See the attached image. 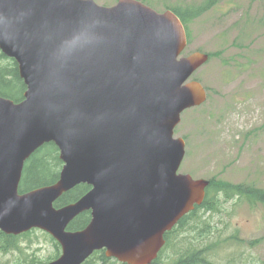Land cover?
I'll return each instance as SVG.
<instances>
[{"label": "water", "instance_id": "water-1", "mask_svg": "<svg viewBox=\"0 0 264 264\" xmlns=\"http://www.w3.org/2000/svg\"><path fill=\"white\" fill-rule=\"evenodd\" d=\"M171 10L137 0H0V52L26 90L0 96V232L48 234L60 256L84 264L95 252L121 264H151L164 236L201 206L209 180L178 173L182 114L207 100L193 75L209 55L192 52ZM54 144L58 180L19 193L25 162ZM90 190L56 208L77 186ZM90 221L67 228L79 215Z\"/></svg>", "mask_w": 264, "mask_h": 264}, {"label": "rangeland", "instance_id": "rangeland-1", "mask_svg": "<svg viewBox=\"0 0 264 264\" xmlns=\"http://www.w3.org/2000/svg\"><path fill=\"white\" fill-rule=\"evenodd\" d=\"M140 1L161 13L198 8L206 0ZM94 2L111 7L117 0ZM187 33L183 55L199 51L212 58L192 77L205 88L206 102L185 111L174 131V137L185 142L178 173L264 190V0H216L188 24ZM198 214L200 222L210 225L208 240L221 243L211 251V264H264V205L221 199L214 212ZM194 222L185 224L176 242L163 251L164 263L204 245ZM56 244L43 231L32 230L18 238L15 249L0 250V264H47L61 254ZM98 256L92 264H103ZM105 264L119 263L108 259Z\"/></svg>", "mask_w": 264, "mask_h": 264}, {"label": "trees", "instance_id": "trees-1", "mask_svg": "<svg viewBox=\"0 0 264 264\" xmlns=\"http://www.w3.org/2000/svg\"><path fill=\"white\" fill-rule=\"evenodd\" d=\"M141 2L140 0H137ZM142 3V2H141ZM216 5V0H206L204 4L200 7H187L186 9H177V8H167V10L173 11L183 23L187 38H188V24L194 19L198 18L202 13L206 12L208 9ZM209 55V60L212 58L211 54ZM3 60L9 61L7 64H2ZM26 90V87L19 77L18 69L16 63L6 58L0 52V96L6 99H9L15 103H18L23 100V94ZM62 167V162L59 160L58 149L54 144H46L37 150L24 164L22 177L19 184V193H26L34 189L51 185L58 180L59 172ZM210 184L206 190V197L201 206L195 208L193 212L185 216L181 222L178 224L181 226H175L170 233H167L166 245L159 252L157 258L151 264H167L164 263L162 259L163 251L172 243L174 237L180 232L181 229H184V225L191 221H195L197 225L195 230L198 231V238L205 240L204 245L201 248H197L193 251L189 249L183 254H178L177 260L171 264H211L208 259L211 256V251H215L221 243L211 242L208 240V237L211 235L210 225L206 222L199 221L201 217L199 212H214L218 209V204L220 200L224 202L231 201L234 199H240L243 202L247 203L249 206L253 207L256 204L264 205V190L256 188L254 186H244V185H234L225 181L211 179L209 180ZM90 187L87 185H80L64 194L59 200L54 204L56 208L66 206L68 204L74 203L84 196ZM90 221V213L85 212L79 215L71 224L68 226V231H78L84 229ZM194 222V223H195ZM199 224L203 227L199 229ZM183 225V226H182ZM28 233L22 234L20 236H6L0 233V236L3 240L0 245L1 251H10L16 248V241L18 238L27 236ZM173 235V238L169 239L170 235ZM56 247H59L56 244ZM99 255V256H98ZM98 256V260L105 264L108 259L105 258L104 252H95L84 264H92V260ZM116 263V260H114ZM121 264V263H119Z\"/></svg>", "mask_w": 264, "mask_h": 264}, {"label": "flooded vegetation", "instance_id": "flooded-vegetation-1", "mask_svg": "<svg viewBox=\"0 0 264 264\" xmlns=\"http://www.w3.org/2000/svg\"><path fill=\"white\" fill-rule=\"evenodd\" d=\"M182 219H183V218H182ZM182 219H181V220H182ZM181 220L178 222V224L181 222ZM178 224H177L176 226H178V227L180 228L181 226H179ZM182 226H183V225H182ZM171 231H172V230H171ZM171 231H170V232H171ZM170 232H168V233H170ZM176 237H177V235L174 237V240L172 241L173 243L176 242V240H175ZM166 238H167V233H166L165 236H164V239H165V245H166ZM170 238H171V239L173 238V235H172V234L169 236V239H170ZM165 245H164V247H165ZM164 247H163V248H164ZM163 248H162L161 250H163ZM160 252H161V251H160ZM162 258H163V257H162ZM163 259H164V258H163Z\"/></svg>", "mask_w": 264, "mask_h": 264}, {"label": "bare ground", "instance_id": "bare-ground-1", "mask_svg": "<svg viewBox=\"0 0 264 264\" xmlns=\"http://www.w3.org/2000/svg\"><path fill=\"white\" fill-rule=\"evenodd\" d=\"M52 239V238H51ZM61 252V251H60Z\"/></svg>", "mask_w": 264, "mask_h": 264}]
</instances>
